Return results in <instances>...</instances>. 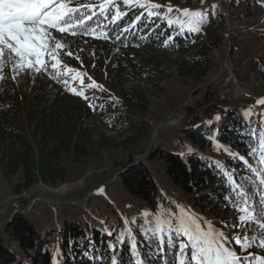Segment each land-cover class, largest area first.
Wrapping results in <instances>:
<instances>
[{
	"label": "rangeland",
	"instance_id": "rangeland-1",
	"mask_svg": "<svg viewBox=\"0 0 264 264\" xmlns=\"http://www.w3.org/2000/svg\"><path fill=\"white\" fill-rule=\"evenodd\" d=\"M103 2L104 0H72V6H95L96 15L93 18L97 16L96 24H86L85 29H76L75 35L53 30V36L65 46L57 53L61 65L55 72L57 75L63 73L68 78L83 73V90L88 99L70 92L63 79L53 78L51 57H46L48 70L39 73L27 68H16L15 61L7 52L3 61H0L3 64L0 68V76L3 77L0 79V91L5 95L0 107H8V97L16 99L17 103L24 101L22 97L29 93L31 81L45 73V77L61 85L69 96L86 104L89 98L94 101L97 110L93 112L96 115L92 123L100 132L113 139L114 144L109 149L96 146L93 154L81 164L75 163L73 151L64 152L62 165L67 175L64 181L56 185L38 182L30 189L23 188L21 181L24 171L7 175L0 164V242L20 255L22 253L18 243L4 231L7 226H1L16 209H20L16 215H25L35 224L41 235L43 251H50L57 260L64 225L67 223L82 221L90 229H100L110 236L109 246L119 244L116 237L126 233L130 227L131 235L138 245L141 235L139 226L146 222L143 215L146 212L152 214L154 219L155 215H160L166 208L178 212L177 206H183L192 215L212 222L217 228H221L224 223H234L239 215L237 211L228 215L223 211L213 212L210 202L205 203V210L195 208L192 201L194 194L184 193L153 164H150V168L158 181L159 192L155 202L151 204L124 188L121 182L124 171H121L131 160L135 162L153 151L158 135V148L180 153H200L213 159L221 170L233 171L228 160L237 159L238 154L219 138L216 128L210 130L211 123L203 116L205 110L217 103L224 106L243 103L251 107L247 123L252 127V132H264V105L256 103L264 98V4L258 3V0H237L236 3L228 0H204L203 4L201 0H149L161 5L157 10L160 18H156L147 15V8L142 9L135 3L125 5L124 0H114L122 13L127 14L130 10L137 9L133 20L126 23L129 28L139 22L135 20L136 16H141V19L144 15L148 19L155 18L156 25L167 19H176L180 14H168L166 10L169 6L181 10L208 9V22L202 25L199 34L207 49L204 63L206 62L208 72L201 78H192L183 75L179 68V62L185 55L169 52L152 44L128 45L117 39V36L119 39L121 37L122 28L114 33L116 38L110 36L106 25L112 22L111 15L116 9L110 7L105 18L99 14L98 7ZM213 4L216 5L214 9L209 7ZM172 28L177 27L173 25ZM102 47H106L104 54L100 51ZM69 51L73 55L69 56ZM117 59L121 64L127 59L141 68V77H129L126 85L131 87L140 84L143 95L126 97L112 86L107 68L108 63L114 65ZM69 67L76 71L67 72ZM36 82L37 80L34 83ZM93 82L102 87H90ZM69 87L81 89L80 81L70 83ZM106 98L129 112L134 123L129 131L122 128L113 130L106 126L117 116L110 108L109 100H104ZM131 99L135 100L130 101ZM18 107L13 108L10 115L22 123L26 108L21 104ZM197 118L199 123L196 129H204L211 140L208 143L206 138L203 149L191 143L183 130L187 122ZM141 120H144L145 126H139ZM95 138L98 140L99 135L96 134ZM17 188L20 192L15 191ZM125 241L130 245L128 239ZM237 251L239 252V248ZM250 251L254 252L253 249Z\"/></svg>",
	"mask_w": 264,
	"mask_h": 264
},
{
	"label": "trees",
	"instance_id": "trees-1",
	"mask_svg": "<svg viewBox=\"0 0 264 264\" xmlns=\"http://www.w3.org/2000/svg\"><path fill=\"white\" fill-rule=\"evenodd\" d=\"M228 1L236 3L237 0ZM258 3L264 4V0H258ZM136 11L137 9L134 8L121 19L106 25L108 34L114 36L117 29L126 27L129 30L120 32L119 41L127 42L128 45L152 44L163 47L169 52H179L185 55L179 62L183 75L201 78L207 74V65L206 62L204 63L207 49L203 38L199 35L200 32L180 33L178 28L168 27L166 22L156 25L157 20L148 19L146 15L129 28L126 23L133 20ZM95 18L88 20L86 24L95 25L97 21ZM169 34L172 36L171 40ZM165 42L167 46H164ZM112 45L115 46L113 43ZM105 49L106 47H102L100 51L104 54ZM108 65V79L113 87L126 97L143 95L140 84L131 87L126 85L129 77H141L140 67L134 66L127 59L122 64L117 59L114 65L111 63ZM51 74L54 76L57 72L53 71ZM36 80L37 82L34 83ZM28 89L29 93L22 97L24 101L17 103L16 99L8 97L6 99L8 107L5 109L0 107V164L7 175L24 171L21 181L23 188L30 189L38 182L56 185L64 181L67 175L62 165L64 152L73 151L75 163L81 164L88 160L96 146L109 149L114 145L113 139L100 132L92 123L96 115L93 112L97 109L91 98L87 104L82 100H76L57 82L45 77V73L34 77ZM4 96L0 91V102ZM104 100H109L110 108L117 114L106 126L113 130L122 128L129 131L134 124L129 112L121 109L113 100L108 98ZM20 104L26 108L22 115L24 116L22 123L17 122L10 115V111L13 108L18 109ZM250 109V106L243 103L235 106L217 103L205 110L203 116L211 123L210 130L216 128L219 138L236 151L238 157L246 156L249 146L256 145L252 137V127L247 123ZM217 116L219 119H216ZM198 120L199 118L187 122L183 130L191 143L203 149L208 135L204 129H196ZM141 121L138 123L139 126H145L144 120ZM96 134L99 135L98 140L95 138ZM208 143H211L210 139ZM132 162L131 160L129 164ZM228 162L233 167L234 175H250L241 166L239 158L229 159ZM150 164H153L158 171H162L184 193L194 194L192 196L194 207L205 210L207 209L205 203L210 202L213 212L223 211L226 215L235 212L226 199L230 189L222 170L213 159L200 153H180L158 148L145 162L128 166L121 175V182L132 195L151 204L155 202L159 186L151 172ZM15 191L20 192V189L17 188ZM84 224L82 221H77L64 225L59 260H57L50 251H43L41 235L35 224L27 216L18 214L4 231L15 239L22 254L0 242V264H111L114 253L109 246L110 236L96 227L90 229ZM148 243L149 241L140 235L137 250L141 253L144 264H165V259L168 257L158 253L154 243L151 247L147 246ZM115 246L118 248L115 253L117 264H133L134 257L128 241ZM253 250L254 253L264 254L260 249Z\"/></svg>",
	"mask_w": 264,
	"mask_h": 264
},
{
	"label": "snow or ice",
	"instance_id": "snow-or-ice-1",
	"mask_svg": "<svg viewBox=\"0 0 264 264\" xmlns=\"http://www.w3.org/2000/svg\"><path fill=\"white\" fill-rule=\"evenodd\" d=\"M133 3L142 9H149V17L160 18L157 10L161 5L149 0H124L125 5ZM201 3L203 4L204 0H201ZM98 7L99 14L105 18L109 14L108 9L115 8V13L111 15L113 22L126 15L120 12L119 5L114 0H104ZM209 7L214 9L216 5ZM166 11L168 14H180L176 19L166 21L168 27L175 25L180 33H199L202 25L208 22V9L181 10L169 6ZM95 15V6H72V0H0V61H3L7 52L15 61L16 68H27L39 73L48 70L46 57H51L50 66L54 72L58 71L61 61L57 53L65 46L56 40L53 30L75 35V30L85 29L86 20H92ZM135 20L140 21L141 16H136ZM122 30L129 29L125 27ZM171 39L169 34V40ZM164 46H167V42ZM68 55L73 54L69 51ZM2 67L3 64L0 63V68ZM75 71L71 67L67 69L69 73ZM53 78L63 79L70 92L88 99L83 90V73H77L70 78L60 73ZM0 79L3 77L0 76ZM76 80L80 81L81 89L69 87L70 83ZM90 87L102 86L93 82ZM256 103L264 105V98ZM252 137L256 145L249 146L246 156L238 157L241 166L250 175H234L233 171L222 169L230 189L226 199L233 210L239 213L234 223H224L221 228H217L212 222L192 215L183 206H177L178 212L166 208L160 215H155L154 219L152 214H143L146 222L139 226L141 236L149 241L148 247L154 243L157 252L168 257L165 264H264V254L250 251L256 248L264 252V132L253 130ZM217 147L220 146L217 144ZM131 232L129 227L126 233L119 234L116 239L119 244L128 239L134 257L133 264H144ZM110 248L114 253L111 264H117L115 253L118 248L115 245H110Z\"/></svg>",
	"mask_w": 264,
	"mask_h": 264
},
{
	"label": "water",
	"instance_id": "water-1",
	"mask_svg": "<svg viewBox=\"0 0 264 264\" xmlns=\"http://www.w3.org/2000/svg\"><path fill=\"white\" fill-rule=\"evenodd\" d=\"M159 140V135H158V138L156 139L155 143H154V149L153 151L149 152L148 154H146L144 157L140 158L139 160L137 161H133L131 164L127 165V167L125 169H123L121 172L125 171L128 166L132 165V164H136V163H139V162H144L146 161L147 158H149L151 156V154L155 153L157 148H158V141ZM20 209H16L15 212L10 216V218L8 219V221L4 224H2L1 226H8L11 221L14 219V217L16 216V213L19 211ZM24 211V210H23Z\"/></svg>",
	"mask_w": 264,
	"mask_h": 264
}]
</instances>
